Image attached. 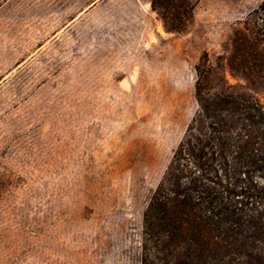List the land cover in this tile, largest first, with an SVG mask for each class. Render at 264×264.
I'll return each mask as SVG.
<instances>
[{
	"label": "rangeland",
	"instance_id": "obj_1",
	"mask_svg": "<svg viewBox=\"0 0 264 264\" xmlns=\"http://www.w3.org/2000/svg\"><path fill=\"white\" fill-rule=\"evenodd\" d=\"M182 33L149 0L0 3V264H140L142 216L198 106L204 52L232 91V37L262 0H191Z\"/></svg>",
	"mask_w": 264,
	"mask_h": 264
},
{
	"label": "trees",
	"instance_id": "obj_2",
	"mask_svg": "<svg viewBox=\"0 0 264 264\" xmlns=\"http://www.w3.org/2000/svg\"><path fill=\"white\" fill-rule=\"evenodd\" d=\"M149 2L167 32L193 18L191 0ZM232 46L228 70L264 88V0ZM195 72L198 108L143 212L140 264H264V102L232 91L206 52ZM11 181L0 170V198Z\"/></svg>",
	"mask_w": 264,
	"mask_h": 264
}]
</instances>
